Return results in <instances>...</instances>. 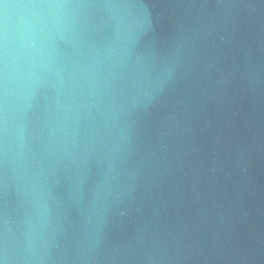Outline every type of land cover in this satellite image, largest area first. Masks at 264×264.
<instances>
[{"label": "water", "instance_id": "95a60500", "mask_svg": "<svg viewBox=\"0 0 264 264\" xmlns=\"http://www.w3.org/2000/svg\"><path fill=\"white\" fill-rule=\"evenodd\" d=\"M5 248L264 264V0H0Z\"/></svg>", "mask_w": 264, "mask_h": 264}, {"label": "clouds", "instance_id": "9594fccd", "mask_svg": "<svg viewBox=\"0 0 264 264\" xmlns=\"http://www.w3.org/2000/svg\"><path fill=\"white\" fill-rule=\"evenodd\" d=\"M111 259H115V258H111ZM124 259L127 264L128 258H124ZM96 261H97V264H101V262H103V264H107V260H105V258L102 256H97ZM0 264H11L6 248L3 250L2 253H0Z\"/></svg>", "mask_w": 264, "mask_h": 264}]
</instances>
